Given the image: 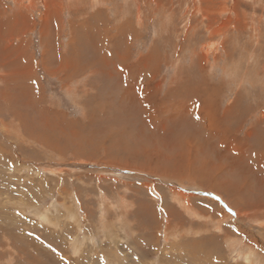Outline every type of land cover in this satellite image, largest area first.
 <instances>
[{
  "label": "rangeland",
  "instance_id": "1",
  "mask_svg": "<svg viewBox=\"0 0 264 264\" xmlns=\"http://www.w3.org/2000/svg\"><path fill=\"white\" fill-rule=\"evenodd\" d=\"M0 264H264V0H0Z\"/></svg>",
  "mask_w": 264,
  "mask_h": 264
},
{
  "label": "crops",
  "instance_id": "2",
  "mask_svg": "<svg viewBox=\"0 0 264 264\" xmlns=\"http://www.w3.org/2000/svg\"><path fill=\"white\" fill-rule=\"evenodd\" d=\"M234 246L231 245V248H233ZM237 254L240 255V254H247L246 252H244V247H239L238 248V251H237ZM247 257V256H246Z\"/></svg>",
  "mask_w": 264,
  "mask_h": 264
},
{
  "label": "bare ground",
  "instance_id": "3",
  "mask_svg": "<svg viewBox=\"0 0 264 264\" xmlns=\"http://www.w3.org/2000/svg\"><path fill=\"white\" fill-rule=\"evenodd\" d=\"M23 19V18H22ZM16 22V20H14ZM206 117V116H205ZM180 198V197H179Z\"/></svg>",
  "mask_w": 264,
  "mask_h": 264
}]
</instances>
